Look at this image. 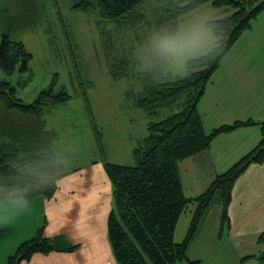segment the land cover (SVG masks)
Wrapping results in <instances>:
<instances>
[{
    "label": "trees",
    "instance_id": "trees-1",
    "mask_svg": "<svg viewBox=\"0 0 264 264\" xmlns=\"http://www.w3.org/2000/svg\"><path fill=\"white\" fill-rule=\"evenodd\" d=\"M207 3L214 8L234 10L224 17L208 20L225 29L223 49L212 60L193 58L190 61L192 69L183 78L158 81L152 76L155 69L139 72L143 88L134 96L141 109L151 116L158 115L162 108L184 97L183 108L161 120L149 121L144 146L134 151L135 165L106 162L107 174L114 184L115 200V207L109 213L108 232L119 264H176L182 260L202 264L201 260L190 259L188 251L212 205L217 201L221 203L222 220L227 223L236 181L250 165L264 163V121L237 119L207 132L199 110L208 83L222 59L264 12V0H75L73 5V8L95 13L98 26L100 24L109 36L106 20L140 22L144 20L145 6L149 5L156 26L166 27L181 24L184 16ZM32 58L33 54L23 41L4 35L0 43L3 73L14 74L19 63L21 72L29 71ZM112 66L113 76L121 78L128 75L131 63L125 59ZM32 78L33 74H30L25 82ZM56 82L57 75L34 101L25 102L17 96L14 84L0 76V187L27 183L30 185L29 200L39 195L52 198L58 190V180L71 172L57 152L54 132L46 127L47 107L71 98L64 89L56 92ZM88 85L93 87L94 83L88 81ZM92 117L95 121L93 114ZM256 125L262 134L258 145L218 173L204 192L187 197L180 162L208 150L220 134ZM97 135L102 146L99 130ZM34 166H38L39 174H33ZM190 203L197 206L184 240L177 242L174 237L176 226ZM44 227L21 243L16 253L8 257L7 264H20L36 253L74 252L80 246L62 234L53 238L46 236ZM257 243L264 245V230L258 235ZM250 258L264 264V249L241 260Z\"/></svg>",
    "mask_w": 264,
    "mask_h": 264
},
{
    "label": "rangeland",
    "instance_id": "rangeland-1",
    "mask_svg": "<svg viewBox=\"0 0 264 264\" xmlns=\"http://www.w3.org/2000/svg\"><path fill=\"white\" fill-rule=\"evenodd\" d=\"M74 3L75 0H0V43L4 35H8L12 39L23 41L33 54L29 71L21 72L19 63L17 71L12 75H6L0 67V76L14 84L17 96L25 102L34 101L39 92L53 82L55 75H57L56 92L64 89L71 95L66 101L48 106L45 115L46 127L55 134L54 144L61 161L71 172L58 180L59 187L54 198L39 195L30 199V211L17 216L15 222L8 226L9 232L0 233V264H7L5 254L17 249L23 241L33 237L44 225L46 236L53 238L57 235L55 234L59 229L57 221L50 217L51 224L48 227L45 224L47 212L44 209L53 208L52 203L58 201L57 198L63 200L64 195L68 193L63 188L71 184L77 185L76 191L80 193L83 190L96 191V188L100 189L104 183L107 185L104 188L107 192L105 190L101 192L103 199L97 200L95 204L96 208L101 210L96 214L98 231L88 230L91 234V242L99 246L91 250V260L93 264H100L101 261H105L104 255L110 254L116 259L108 232L109 213L115 207L114 184L107 174L106 162L135 165L137 160L134 151L144 146L149 121L161 120L183 108L184 97L177 103L162 108L158 115L154 116L149 115L136 104L134 93L143 88L142 80L138 77L139 72L155 69L152 76L158 81L183 78L165 71L160 65L151 69L142 66L138 52L142 50L141 46L147 33L157 28L155 19L148 10L149 5L144 7V20L140 22L129 19L120 23L106 20L108 36L99 27L100 24L98 26L95 13L73 8ZM229 9L227 11L225 8H214L211 3H207L184 16L181 24L224 17L234 11L232 8ZM261 23H264L262 19L256 24V29L252 33L257 42L260 40ZM256 44L245 45L242 41L239 48L244 51L250 49L253 52ZM257 47L263 48L261 40ZM229 52L227 54L231 56ZM125 59L130 60L131 63L128 75L115 78L111 71L112 65ZM30 74H33L32 80L25 82ZM88 81L93 82L94 86H89ZM211 82L212 80L209 83ZM212 117L215 118L213 127L212 121L203 115L207 132L224 123L216 117L215 112L212 113ZM231 117L232 115H229L227 119L230 120ZM236 120L237 118L228 123ZM97 130L102 136V146L98 141ZM194 160H197L200 170L196 169L192 172L194 175L202 176L190 177L189 184L185 166L191 171ZM211 161V158L198 155L183 160L186 165H181L180 171L183 172L181 175H184L187 186L184 188L187 197H194L192 195L200 194L209 187L212 182L209 180L213 176L204 174V171L212 167ZM108 196L110 201L103 209L102 201L108 200ZM218 202H215L209 210L204 223L205 231L199 234L200 236H196L190 245L188 255L192 260H201L202 264H235L229 262L227 255L231 256L232 261L233 255L242 259L244 255H250L256 249L257 243L251 242L252 245L248 250H229L226 246L229 245L227 230L225 229L223 233L220 228L223 208ZM196 206V203H190L180 216L174 235L177 242L184 240ZM63 216L65 218L74 216L73 220L77 222L78 228L79 219L76 215L66 211ZM60 228L61 232H64L70 227L60 226ZM75 235L79 239L76 233ZM107 243L109 245L105 252L104 247ZM250 259L244 264H259L254 260L255 258ZM84 260L85 257L81 259L82 264ZM176 264L189 263L182 260Z\"/></svg>",
    "mask_w": 264,
    "mask_h": 264
},
{
    "label": "crops",
    "instance_id": "crops-1",
    "mask_svg": "<svg viewBox=\"0 0 264 264\" xmlns=\"http://www.w3.org/2000/svg\"><path fill=\"white\" fill-rule=\"evenodd\" d=\"M263 15L264 12L255 20L252 29L245 32L235 43L232 50L229 52L231 56H228V54L224 56L220 67L214 74L212 82L208 84L206 92L199 103V110L205 118L212 121V127L214 126L213 121L215 120V118L212 117L213 112H215L216 117L225 124L236 118H254L264 121V23H261L259 27L260 40L263 48L257 47L260 40L257 42V39L252 36L253 31L256 29V24L260 23L261 19L264 21ZM242 41L245 45L257 43L254 47V51L251 52L250 49L247 51L241 50L239 45ZM260 55H262L261 59ZM229 115H232L230 120L227 119ZM261 139L262 134L258 126L241 127L232 132L218 135L213 140L208 150L198 154V156L212 159V167L204 171V174H211L213 176L209 182L212 181L215 174L217 175V173L223 172L221 170L228 169L233 163L240 159V157L244 156L248 151H251L258 145ZM181 165L186 164L182 161L180 163V166ZM196 169L200 170L197 160L193 161L191 171H188L185 166L188 183L190 177L202 176L193 174L192 171ZM181 173L183 172L181 171ZM182 178L185 188L187 186H185L183 174ZM105 186L107 185L104 183L101 187L102 191L101 188H96V191L83 190L80 193L78 190L76 191V189H78L77 185L71 184L63 188L68 192L64 195L63 200L57 198L58 201L52 203L53 208L49 207L44 209L47 212L45 215V219L47 220L46 225L48 227L50 226L51 218L57 221L59 229L55 231V234H62L66 236L70 242L80 245L76 251H53L48 254L37 253L31 259L24 260L20 264H82L81 259L83 257H85L83 264H93L91 260V250H95V247L99 246L91 242V234L88 233V230L98 231L96 214L101 210L97 209L95 204L97 200L103 199L101 192L105 190ZM105 192L107 191L105 190ZM56 194L57 193H55L52 198H54ZM108 197V200L102 201L103 209L110 201V196ZM50 201L51 200H48V202ZM66 211L71 215L74 214L77 216L79 219L78 228L76 227L77 222L73 220L74 216L69 218L63 216V213ZM229 216V221L224 223L223 220H221L222 224L220 226L223 233L225 229L227 230L229 245L226 246L229 247V250L233 251L248 250L249 246L252 245L251 242L257 243L258 235L264 230V163L250 165L236 181L232 192ZM14 222L15 219L8 223L0 222V233L9 232L8 226ZM91 225H93V227H91ZM60 226L65 228L69 226L70 228L61 232ZM72 230L79 236V239H77ZM204 231L205 227L203 225L199 234L201 235ZM96 235L100 236L98 233H96ZM222 236L224 235L222 234ZM108 245L107 243L104 247L105 252H107L106 248ZM262 249H264V245L257 243L256 249L250 254L258 253ZM15 250L16 248L10 252H8V250L4 258L8 260V257L13 254ZM104 257L105 261H101L100 264H119L116 259L112 258L111 254L104 255ZM227 258L230 263L235 264H244L253 260L250 259L243 262L236 255H233V261L230 255H227Z\"/></svg>",
    "mask_w": 264,
    "mask_h": 264
},
{
    "label": "clouds",
    "instance_id": "clouds-1",
    "mask_svg": "<svg viewBox=\"0 0 264 264\" xmlns=\"http://www.w3.org/2000/svg\"><path fill=\"white\" fill-rule=\"evenodd\" d=\"M225 29L208 21H192L174 26L157 27L147 33L138 52L142 66L160 65L174 76L184 77L192 69L193 58L212 60L224 46ZM38 173V166L32 169ZM30 185L0 187V222L8 223L28 211Z\"/></svg>",
    "mask_w": 264,
    "mask_h": 264
}]
</instances>
